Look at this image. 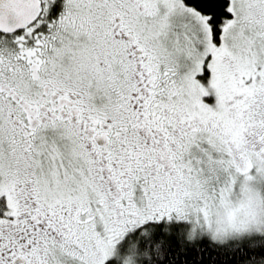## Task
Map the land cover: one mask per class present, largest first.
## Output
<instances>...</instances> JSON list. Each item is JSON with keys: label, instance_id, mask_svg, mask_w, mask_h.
<instances>
[{"label": "snow or ice", "instance_id": "1", "mask_svg": "<svg viewBox=\"0 0 264 264\" xmlns=\"http://www.w3.org/2000/svg\"><path fill=\"white\" fill-rule=\"evenodd\" d=\"M0 264H264V0H0Z\"/></svg>", "mask_w": 264, "mask_h": 264}]
</instances>
